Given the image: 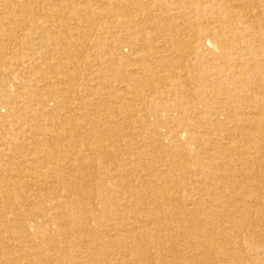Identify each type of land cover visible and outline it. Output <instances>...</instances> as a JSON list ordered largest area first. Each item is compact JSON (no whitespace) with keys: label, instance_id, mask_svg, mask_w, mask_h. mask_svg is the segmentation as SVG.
I'll return each mask as SVG.
<instances>
[{"label":"bare ground","instance_id":"1","mask_svg":"<svg viewBox=\"0 0 264 264\" xmlns=\"http://www.w3.org/2000/svg\"><path fill=\"white\" fill-rule=\"evenodd\" d=\"M0 264H264V0H0Z\"/></svg>","mask_w":264,"mask_h":264},{"label":"rangeland","instance_id":"2","mask_svg":"<svg viewBox=\"0 0 264 264\" xmlns=\"http://www.w3.org/2000/svg\"><path fill=\"white\" fill-rule=\"evenodd\" d=\"M122 50H123L124 52H128L129 47H128L127 45H124L123 48H122Z\"/></svg>","mask_w":264,"mask_h":264}]
</instances>
